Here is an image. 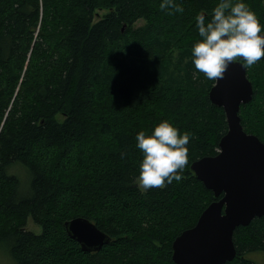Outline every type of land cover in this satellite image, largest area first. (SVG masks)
<instances>
[{"label": "trees", "instance_id": "trees-1", "mask_svg": "<svg viewBox=\"0 0 264 264\" xmlns=\"http://www.w3.org/2000/svg\"><path fill=\"white\" fill-rule=\"evenodd\" d=\"M162 2L0 0V250L13 264H175L174 239L214 200L190 166L217 154L226 118L192 48L196 16L207 23L219 0H173L182 13ZM237 2L264 34L263 0ZM246 69L241 126L264 144V57ZM163 120L190 134L189 162L181 181L144 190L136 136ZM77 217L109 242L82 250L64 227ZM233 244L226 264H258L247 256L264 255V217Z\"/></svg>", "mask_w": 264, "mask_h": 264}, {"label": "water", "instance_id": "water-1", "mask_svg": "<svg viewBox=\"0 0 264 264\" xmlns=\"http://www.w3.org/2000/svg\"><path fill=\"white\" fill-rule=\"evenodd\" d=\"M252 94L246 68L238 60L209 90L210 102L224 111L227 131L218 142L217 154L194 161L190 169L214 200L193 227L174 239L171 259L175 264L231 262L236 255V228L264 217V144L243 130L239 117L240 107L250 102ZM64 227L87 252L97 251L110 240L85 218H73Z\"/></svg>", "mask_w": 264, "mask_h": 264}, {"label": "clouds", "instance_id": "clouds-1", "mask_svg": "<svg viewBox=\"0 0 264 264\" xmlns=\"http://www.w3.org/2000/svg\"><path fill=\"white\" fill-rule=\"evenodd\" d=\"M160 8L184 11L173 0H163ZM196 22L202 40L193 45L192 63L206 79H223L229 65L237 58H242L243 67L249 68L264 57L260 21L245 3L219 0L207 23L203 13L196 16ZM136 140L143 153L138 177L140 187L163 189L173 180H182L181 174L189 162V133L181 135L168 120H163L150 134L140 131Z\"/></svg>", "mask_w": 264, "mask_h": 264}, {"label": "rangeland", "instance_id": "rangeland-1", "mask_svg": "<svg viewBox=\"0 0 264 264\" xmlns=\"http://www.w3.org/2000/svg\"><path fill=\"white\" fill-rule=\"evenodd\" d=\"M263 4H264V0H263ZM145 24L144 21L138 22V25H143ZM218 151V150H217ZM139 184V181H138ZM140 186V184H139ZM26 229L28 231H31L35 234H39L41 229L38 225L34 224L33 221L31 220V218L28 219L27 221V225H26ZM248 259H251L252 261L258 263V264H264V255L261 253H253L251 255L247 256ZM0 264H13V262L11 261V258L7 255L2 254V251L0 250Z\"/></svg>", "mask_w": 264, "mask_h": 264}, {"label": "bare ground", "instance_id": "bare-ground-1", "mask_svg": "<svg viewBox=\"0 0 264 264\" xmlns=\"http://www.w3.org/2000/svg\"><path fill=\"white\" fill-rule=\"evenodd\" d=\"M238 61H240L242 64H244L241 60H238ZM246 73H247V69H246Z\"/></svg>", "mask_w": 264, "mask_h": 264}]
</instances>
